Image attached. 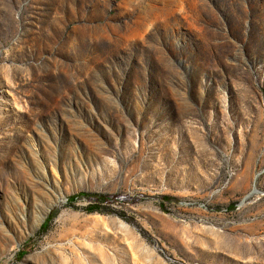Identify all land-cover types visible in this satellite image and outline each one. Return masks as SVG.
Returning <instances> with one entry per match:
<instances>
[{"label":"rangeland","instance_id":"374dc122","mask_svg":"<svg viewBox=\"0 0 264 264\" xmlns=\"http://www.w3.org/2000/svg\"><path fill=\"white\" fill-rule=\"evenodd\" d=\"M0 264H264V0H0Z\"/></svg>","mask_w":264,"mask_h":264}]
</instances>
